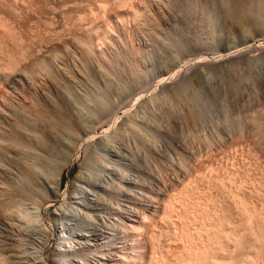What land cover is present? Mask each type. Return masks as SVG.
Listing matches in <instances>:
<instances>
[{"label": "rangeland", "instance_id": "rangeland-1", "mask_svg": "<svg viewBox=\"0 0 264 264\" xmlns=\"http://www.w3.org/2000/svg\"><path fill=\"white\" fill-rule=\"evenodd\" d=\"M144 1L145 0H0V20H1L0 21V101H1L0 104H2V100L3 101L9 100L8 102L9 103L11 102L10 103L11 105H18L19 103L18 106L24 105L26 103L27 106H31V105L32 107L35 106L33 108H36L38 105L40 106L43 104L42 106H45L46 109L49 108L47 110H49L50 112L49 111L46 112V110H44L45 107L40 109L39 106L38 109L36 108L34 110L37 112L38 111L45 112L48 115H53V114L56 115L57 117H54L55 118L54 120L56 122L54 121V123H62L63 121L64 122L66 121L68 122V124L64 122L63 124H65L66 127H69L70 131L73 130L74 125L79 121H80L79 123H82L83 121L85 122L91 120L92 117H88V116L93 115L92 112H94L93 109L95 106L93 107L94 104L90 94L93 93L94 95H96L97 92L98 93L100 92L101 94L97 93V95L100 96L103 93L104 87L102 82L103 80H101V76H100L101 74L100 68H98L99 66L97 64V60L93 56L94 51L89 49L86 50V53L83 51H82L83 53H80L82 49L80 47H82L83 44L82 40L86 38V36H88L89 30L93 29L92 34L93 35L95 34L97 37L98 33L96 32V30H98L101 33L102 30L106 28V26H108L110 27L109 31L110 29L116 31V32L114 31L115 35L116 34L119 35L120 33H122L123 36L126 35L125 32L127 33L128 31L131 30L132 32L131 31L130 33L128 32L127 33L128 36L126 35L124 40L127 39L128 41L129 39H132L134 43L136 42L135 45L140 49H144V50L149 49V48H144L142 46V44L140 43L141 41L137 39V34H135L136 32L133 34V30H134L133 24L135 22V16L136 13L138 12L140 13L142 11L139 10ZM157 1H159V4H161L162 6L161 5H155L154 7L152 6L150 10L148 9L151 12L147 11L148 13L146 12L147 13L145 14L146 16L142 15L143 12L141 13L143 20L144 18H146V20L139 21L141 22V24L139 23L140 26L144 25V27H141L139 29L144 30L146 26H149L148 28L145 29L147 31L144 32L147 35L154 36L155 40L160 44L161 47L163 45L165 47L168 46L166 47L167 49L165 47L164 48L160 47L161 51H160V55L158 54L159 55L158 57L162 58V55L164 54L163 52L167 50L172 53L173 51L178 53L179 59L182 58L180 59V69L182 70H180V72L178 73L179 77L176 75V77L173 80L162 85L159 82L160 79L156 77V75L159 73L158 69L155 66H152L154 65V60L153 59L149 60L146 65V68L152 70L151 72L153 73L155 72V73L154 75L152 73V75L148 77L149 79L146 78L148 79L147 80L148 83L146 84L145 81V84L143 85L146 88L147 86L149 88L151 84L153 90L147 93V96L151 97L152 94L154 96L157 95L158 97L157 96L156 97L159 98L160 100L156 98L155 100L158 101H155V103H153L154 101L150 102L149 104H143V102H138L136 105H134L131 109L132 113L130 115L131 117L129 116V119L132 118L134 119L135 117L134 119L135 121L131 120L132 122H135L134 123L135 125H133L131 121H130L131 123L128 121L127 124L122 125L121 120L122 119L125 120V117L123 112L121 110H118L116 115L117 117H121L120 118L121 120H119L120 123L116 124L117 127L114 126L109 131L110 133L108 132L106 136L102 134V131L100 130L98 131L99 133L98 136H101L99 140L101 143L98 141V147L96 149L97 151L95 150L89 155L88 153L85 154L83 149H80L73 156L71 162L64 167L62 181H61V190L59 191V195H58L59 197L57 196L54 201H52L53 199L51 198L52 200L48 199L49 202L45 201L46 203L44 202V204L39 205V203L36 204L35 202H33L32 199H30L29 202L28 201L29 198L25 200L26 198L24 197L25 199L23 201V197L19 196L18 198H21V200L24 202L20 207L21 209L19 207H16V204L15 206L12 204L9 205V207L13 206V208L16 207V209L17 208L19 209V210L17 209L19 211L17 213L20 214L19 218L22 219L21 221L22 224L20 223L21 224L20 232L23 233V235L20 234L19 238L20 237L22 238L23 245L25 244L24 246H26L24 247L26 254H29L30 251L32 252L34 247L38 249V245L40 243L39 242L40 236L37 235L36 232L33 233V229L35 230L37 228L36 230H39L40 228L43 227L50 231V233L48 234H47L48 230L45 233V236L47 235L50 237V239L49 237L48 238L45 237V239L48 240L47 242L45 240V242L47 245H49L48 248L46 249L47 251H45V255L46 256L51 255L52 249L54 245H56L55 243L57 242V236H58L57 233L58 228L56 222L55 220L52 222V219H55V217L56 219L58 218L60 219L61 217L68 216L70 213H76L74 210H72L75 204L70 203L71 195H74L76 193V191L73 188V183L76 181V178L78 177V175L79 176L83 175L84 178L83 181H85V178L87 179V181H95L96 179H98V175H99L98 172L100 173L101 169L103 168L101 166H103L104 164L106 165L104 161H108L109 158H111V160L113 161L112 162L110 160L112 162L111 163L112 165H117L118 162L121 163V165L118 164L120 166H114V167H119L122 169L124 168V170L132 172L134 176L137 174L139 176L142 175V177H144L147 174L145 178L142 179L144 181L147 180V182L150 180L148 184L149 186L152 187L153 185L150 184H154L155 186L154 188L157 187V184H155L157 182L154 183L153 182L154 180L150 179L152 178V175L150 176L149 174H155V175L158 174V176H160V179H158V183H159L158 186L160 185L161 188L163 187L162 188L163 190L167 186H168L167 188H169L175 184V183L173 184L174 178L176 177H178V179L181 178L179 181L182 183H179L178 181L179 183L178 184L176 182V185L178 187V188L176 187L177 191H174V194L172 193V195L175 196L174 197L175 202L172 201L173 204L168 209L169 212H167L166 214L164 213L162 216L160 215L161 217H159L158 218L159 221H157L158 227L155 226V229H153V231H155V234H157V239L159 238L158 239V243L160 246L159 248L162 249V250L159 249L161 251L159 252L162 255H157L156 257L158 258L159 256V260L156 259V262L153 264H158L157 261L160 262V256L162 257L161 259L162 262H160L161 264H229L230 262H231L230 264H242V263L250 264L252 261L254 262V260L258 264L264 263V255H263L264 249L262 246L264 244V241H262L263 243L260 242L261 241L260 238L264 239L263 238L264 237L263 236L264 235L263 232L264 231V224H263L264 223V131H263L264 130L263 128L264 127V103H263L264 95H262L264 94V92L258 89L260 87L258 84L262 82L264 78V53L261 54L253 53L254 55H256L255 60L253 61L250 60V62L249 59H247L248 57L246 55L245 57L244 55L242 56L239 55L237 57L230 58L229 60L226 61L222 59H216L218 54L225 52L227 48L235 47L237 45H242L243 43L248 41L246 38L247 34L243 32L241 27H237L235 29V27H233L232 25L227 26V22H225L226 20L224 19L223 16L224 10L221 6L212 3L209 7V10L212 15V16L210 15L211 16L210 19H213L215 21L213 22V20H211V22H208V24L207 22L206 23L204 22L203 24V22L201 23L196 19H192L189 17L187 18V16H185L184 13H183L184 15H181L182 11L180 7H178V5L177 7L174 6L173 10L171 11V9H169L168 7L169 6L168 3H171L170 1L173 0H156V2ZM161 1L162 3L166 2L165 4H167L168 6L165 7L167 9L164 7L162 3H160ZM157 6L158 8H156ZM159 6L161 7L159 8ZM134 11L136 13H134ZM173 11L175 14L172 13ZM175 11H178V13ZM148 16H149V20L147 18ZM133 17L134 19H131ZM119 18L123 19L124 20L123 22L125 24L121 20H119ZM108 19L112 21L109 20L110 21L109 22ZM126 20L128 21L127 23L129 24L128 26L126 24ZM107 21L109 24H111L113 28H111V26L107 24ZM111 22H113L114 25H112L113 23ZM121 22L125 26H123ZM195 22L197 26L194 24ZM117 26L119 27L117 28ZM108 27L107 30L105 29L106 31H108ZM128 27L131 28L129 29ZM151 27L152 29L155 28L157 31L156 30L153 31L154 29L153 30L150 29ZM143 30L142 31L139 30V31L143 32ZM172 31L174 34H173V38L170 37L171 38L170 40L169 36H166V34H171ZM155 32H160V33L155 34ZM201 36L203 38H201ZM156 37L158 38L156 39ZM206 40H208L207 41L208 44L206 43ZM170 41L171 43H169ZM100 42L102 41L100 40ZM129 42L131 41L129 40ZM177 42H179L180 45L177 44ZM131 43L133 44V42ZM201 45L203 46L201 47ZM199 46L201 49H199ZM22 48L26 49L27 51L22 50ZM109 49L112 52V54L109 53L110 51L108 52V54L112 56L115 48L113 49V47L111 48L109 46ZM13 54L14 57L8 58L11 57ZM81 54L86 55L85 56L86 58L84 57L85 63H83V55ZM200 56L203 59L206 58L207 63L203 65L202 64L197 65L195 68L194 66L195 61H193V59ZM64 57L65 58L71 57V59L72 60L74 59V61L76 62L77 64L76 69L78 71L74 70L73 75L68 69H66L64 66H61L60 60H62ZM13 58L15 61L12 60ZM8 59L9 60L11 59L13 61L12 63L15 66L13 68L14 70L5 71L6 69H4V67L8 63L9 61ZM80 59L82 60L79 61ZM256 59H258L259 61ZM151 61H152V65H151ZM208 61L210 63H208ZM193 68H195V70H192ZM17 73L23 74L22 77H24L23 78L24 82H21V84L20 83L15 84L13 81L14 76L17 75ZM77 74L78 75L80 74V77L81 76L84 77L85 85H87L88 88H91L92 92L85 91L83 85L80 86L81 84L79 85L77 84L78 83L77 78L74 76V75L77 76ZM67 75L72 77L75 81L73 82L71 80L70 81L68 80L70 88L66 84L67 79H69L67 78ZM130 77L131 76H129L128 74L123 75L122 78L118 76L117 77L113 76L114 87L112 89L111 96L114 102L116 101L120 102L121 100H125L127 96L129 97V95H131L134 92L133 86L131 84L133 81ZM252 81H254V83ZM122 82L124 83V85L125 84L127 85V83L131 85L132 90L131 89L128 90L127 89L128 85L124 86ZM50 84L54 85L53 88H51ZM253 85L257 87H254ZM81 87H83L84 90H81L82 89ZM248 87L249 88L251 87V90L254 92H251V90L249 91ZM119 88L120 90H118ZM252 88L255 90H253ZM66 89L68 90L67 92H69V90L71 89H73L74 91L77 90L79 92L80 89L83 93L86 92L87 93L86 94L81 93L80 100L82 102H79L81 108L80 107H78V109L77 107L74 108L75 106L74 102L72 100H69V98L66 96V101L69 100L68 104L70 106V109L62 110L63 113L62 111L58 112L61 106L60 102H62L58 94L59 92L61 93L62 90L63 92H66ZM259 90L260 93H257L259 92ZM153 91L155 92V94L153 93ZM63 92L62 94L64 95L65 93ZM43 93L47 95L43 96ZM173 95L175 96L173 97ZM181 96H185V97H181ZM35 97H37L38 100H36ZM191 99H192V103H191ZM261 100H263L262 101L263 104L261 103ZM70 101L72 102L70 103ZM184 102L185 103L187 102V105ZM70 104L71 105L73 104L72 105L73 108H71ZM146 105L150 106L148 107L150 109H147ZM188 106H189L188 110H190L191 117L189 115V111L187 110ZM80 112L84 114V117L80 116L78 118V116L81 114ZM187 114H188V118H187ZM194 114L195 115L197 114L195 116L197 117L195 120L192 119L195 118L192 117V115L194 116ZM136 116L140 117L141 119L143 118L144 120H146L145 122L147 123L149 122L152 125V127H150L151 125L150 126L147 125V123L145 122L143 123H145L146 125L141 126L142 124L141 120H139L140 121V125H139V121H138L139 118L137 119ZM63 118L66 120H63ZM81 119L83 120L82 122ZM252 120H254V122ZM136 122L138 123L137 126H136ZM129 123L132 124L131 126H133L132 127L133 130H131V126ZM119 126L121 128H119ZM147 126L150 130L147 128ZM144 127H146L148 133L145 132ZM142 128H144V130H142ZM153 128L155 129L153 130ZM125 130H127V132ZM154 132H156L158 136ZM149 138L152 139V141ZM68 141L70 143L71 140ZM144 141L146 145L144 144ZM110 142L112 143L110 144ZM116 144L117 146H115ZM178 144L181 147H183L185 152L183 150L180 151V149L177 148V146H179ZM150 147H154V148L152 149ZM156 148L158 149L157 152H155ZM133 149L135 152L133 151ZM191 150H194L195 152L194 151L191 152ZM145 151L147 153L149 151V153L147 154ZM170 151L172 152L175 151V152L170 153ZM118 152L120 153V155L122 154L123 156L118 155ZM162 152L164 153L165 156L163 155ZM2 153L4 154L0 156L1 159L0 165L2 164V166L0 167V173L2 172L1 176L3 177V174L5 172L3 168V164L5 163V161L2 158L3 156L7 157L10 152H8L5 149L2 151ZM105 153L106 155H102ZM107 154H110L112 157ZM188 154L190 156H188ZM90 156L91 158H89ZM92 156L95 157V159H92ZM183 156L186 157L184 158ZM86 157L89 158L88 160L89 162L86 160L87 159ZM188 157L191 158L189 159ZM98 160L99 162L101 160L103 164H100ZM189 160L190 161L192 160L191 163ZM83 161L85 163L88 162V164L87 163L85 164ZM114 161H116V163ZM94 162L96 163L98 162L96 165H100V167H97ZM140 162L142 163V165ZM89 163L92 164L90 165ZM82 164L85 165L84 166L85 168H83ZM122 164L125 167H123ZM176 164L177 165L184 164L188 168L185 167L184 165H183L184 167L180 165L181 167L180 168L179 165L177 166ZM128 165L130 167H128ZM86 166H87V170H86ZM108 166L110 167V165ZM133 166L136 168L135 171L134 168H132ZM139 166L142 168H139ZM182 167L185 169L183 170ZM7 168H8L7 174L9 175H7L6 181L5 179L3 180V178L0 176L1 179L3 180L2 181L0 179V192H1L0 198H2L0 200L5 202H7V200H5L6 197L3 195L4 192L7 193L11 190L10 192L15 194L19 192L18 189H21L20 185H22V187L24 186V183L21 182L23 181L21 180L22 177L21 175H19L21 174L20 171L12 166H9ZM99 168L100 170L98 171ZM143 169L145 170L147 169V171L144 172L145 170ZM177 169H179L180 172H182L181 174H179L180 177L179 175L175 176L178 174ZM42 170L44 169L43 168L40 169V171L43 172V175L40 176L41 175L40 174L38 176V181H40L39 183H41L42 185H45L48 182L47 180L49 179L46 175L47 171L44 170L46 172L44 174V171ZM140 170L142 174L141 173L138 174ZM151 170H154L155 173L154 171ZM143 173H145V175H143ZM45 175L47 178H44ZM95 175H97V177ZM86 176L87 177L89 176V178H87ZM147 176H149L150 178H148ZM158 176L156 175V177ZM14 182H16L17 184ZM12 184L14 186L16 185L15 187H17L18 189L16 190V188ZM17 185H19L20 187ZM10 187L12 189L13 188L15 189L12 190ZM94 197L97 198L96 196ZM156 201L154 200L153 203L156 204ZM9 202L10 201H8V203ZM66 202L68 205L65 204L66 207L64 206L62 209H60V211H58L57 208L61 204ZM71 205L73 207H71ZM36 206H41L42 208H38V207L36 208ZM65 208H66V210H64L65 212H68L69 209L71 208L72 211H69L66 214L63 211V209ZM22 209L27 211L24 212ZM35 209L37 212L35 211ZM21 210L25 214L20 213ZM55 211H58L59 215L54 216L53 213ZM21 215H23L25 219ZM25 215L28 216L26 217ZM33 215L35 217L37 215L40 223V224L38 223V225L40 226L32 225L33 222L31 224L32 226L29 225L31 223L29 222V218L30 216L32 217ZM34 216L33 218H35ZM76 217L80 219L79 221L80 223H84L83 218H80V216H76ZM40 218L41 220H43V222L40 221ZM26 221H28L27 222L28 226H26L27 224L25 223H24L25 226L23 224V222ZM97 222L102 223L101 221L98 220ZM261 225L263 227L262 231L261 229H259V227L262 228ZM32 227L34 228L30 229ZM253 230H255V234L259 230L257 232L258 236L254 234V237H250L254 233ZM259 232H261L260 236H259ZM34 234H36L37 236ZM24 235L27 241L23 237ZM246 238H248L247 243H249L250 240L253 242L250 241L251 243L247 245V243L244 242L246 241ZM257 239H259L260 241H258ZM254 241L256 242V244L255 246L251 247L252 245H254L253 244ZM117 245L120 246L122 244L120 243ZM260 246L262 249L259 248ZM118 250H114L112 253L114 255L112 256L116 259L122 252L120 251L121 249ZM2 252L3 251H1V253ZM246 252L248 255L246 254ZM256 252H258L259 255ZM3 254L6 253L3 252ZM150 256H151L150 254L143 255V257L145 258L143 259L145 264L146 263L149 264L155 261L153 260L151 262ZM254 257L257 258L255 259ZM250 259L253 260L251 261ZM257 260H259V262ZM253 262L251 264H254ZM2 264H7L6 260L5 262H2ZM51 264L54 263L51 262Z\"/></svg>", "mask_w": 264, "mask_h": 264}, {"label": "bare ground", "instance_id": "bare-ground-1", "mask_svg": "<svg viewBox=\"0 0 264 264\" xmlns=\"http://www.w3.org/2000/svg\"><path fill=\"white\" fill-rule=\"evenodd\" d=\"M155 2H156V0H145L143 2L142 6L140 7V10L138 9L139 11H141V10L142 11L140 13L138 12L139 14L135 12L136 10L134 11V13H136V16H135V22L133 24L134 25L133 34L136 32L135 34H137V39H139V41H141L140 43L142 44V46L144 48H149V49H146V50L140 49L139 47H137L135 45L136 42L134 43V41H132V39H129V40L131 42H133V44L131 42H129V40L127 41V39L124 40V38L126 37L127 33L128 32L130 33L131 30L128 31L126 29L128 32L127 33L125 32L126 35H123L124 36L123 37L122 33H120L119 35H117V34L115 35V33H114L115 30H113V29H110V31H109L110 27H108V26H106V28H104V29L102 28L103 30L101 29L102 30L101 33L98 30H96V32L98 33L97 37H96L95 34L94 35L92 34L93 29L89 30L88 31L89 32L88 36H86V38H84L82 40L83 44H82V47H80V48H82L80 53H83V52L86 53V50H89V49L94 51V55L93 56L97 60V64L99 66L98 68H100V72H101L100 76H101V80H103L102 82H103V87H104L102 95H100V96L97 95V93H98L97 91H94V92H97L96 95H94L93 93L90 94V96H91V98L93 100V104H94L93 107L95 106L94 109H93L94 112H92L93 115L92 116H88L87 115L88 117H92L91 120L84 122L83 121L84 118H83V120L81 119V122L82 121L83 122L79 123L80 122L79 121L78 123H76L77 125L75 124L74 127H73V130L70 131V128L66 127L65 124H63L64 121L62 123H54V121H55L54 117H57L56 115H54V114L53 115H48L45 112H39V111L37 112V111H35L34 109H36V108L38 109L40 107V109H42V108L45 107V106H42L43 104L39 106L38 104L40 102L37 104L39 107L37 106L36 108H33L35 106H33V107H32V105L31 106H27L26 103L24 105H21V106H18L19 103H18V105H11L10 104L11 102L10 103L8 102L9 100L8 101H5V100L3 101L1 99L2 100V104H0V152H1L0 156H2V154H4V153H2V151L5 150V149L8 152H10L9 153L10 155L8 154V156H9V157L7 156L8 158L5 157V156H3V158H2L5 161V163L3 164V168H4L5 172L3 171L4 172L3 177L1 176L2 172L0 173V176L3 178V180L5 179V181H6V177H7V175H9V174H7V170H8L7 167L12 166L15 169L17 168L20 171V173H21L19 175H21V177H22L21 180H23V181H21V180L20 181L22 183H24V186L22 187V185H20L21 189H18L17 187H15L16 185L14 186L12 184L16 188V190L18 189L19 192L15 193V194L10 192L11 190L9 192H7V193L4 192L5 194L3 193V195L6 197L5 200H7V202L0 200V262H1L0 264H2V262H5V260H6L7 264H51V262L54 263V264H145V262L143 261V259H145L143 257L144 254L145 255L146 254H150L151 255L150 256L151 262L153 260H155V261L152 262V263H149V264H153V263L156 262V259L159 260V256H158V258L156 256L157 255H162V254H160V252H161L160 250H162V249L159 248L160 246H159V243H158V239L159 238L157 239V234H155V231H153V229H155V226L158 225V223H157V221H159L158 218L161 217L164 213L166 214L167 212H169L168 209L173 204L172 201H174V197L175 196L172 195V193L174 194V191H177L178 187L176 185V182L178 183V181L181 179V178L178 179V177L174 178L175 181L172 178L173 179V184L175 183L174 185H172L169 188H167L168 187L167 186L163 190L162 189L163 187L161 188L160 185H159L160 187L158 186V184H159L158 183V179H160V176H158V174H156L159 177L158 178V177H156L155 174H149L150 176L152 175V178H150L149 176H147V177L152 179V180H154L153 181L154 183L157 182L155 184H157V187H159V188H157V187L154 188L155 187L154 184H150V185H153V187L149 186L148 182L150 180L147 182V180L144 181L142 179V178H145V176L147 174L145 175V173H143V175H145L144 177H142V175H140L141 176L140 177L137 174H136L137 176L136 175L134 176V174L132 172L124 170V168L122 169V168H119V167H114V166H120L121 163L118 162L117 165H112L111 163L113 161L111 160V158H109L108 161H104V159H103V161H104V163H106V165L104 164L103 166H101L103 168L101 169L100 173L98 172L99 175L97 174L98 175V179H96V180L94 179L95 181H87V179L85 178V181H83V179H84L83 175H80V176L78 175V177L76 178V181L73 183V188L76 191V193L75 194L73 193L74 195H71L70 203L75 204L74 207L71 205V207H73V209L72 208L71 209L74 210L76 213H70L68 216H65V217H61L60 216L61 217L60 219L59 218L56 219V217H55V219H52L50 217L52 219V222L55 220L57 228H58V231H57V233H58L57 242L55 243L56 245H54L50 256H46L45 255V251H47L46 249L49 246V245L46 244V242L48 240H46L45 237L48 238L49 236H47V235L45 236V233L47 232L48 229L43 228V227L40 228L39 230H36L37 229L36 227H35L36 228L35 230L33 229L34 227L30 228V229H33V233L36 232V234L40 236V238L38 237L39 240H40L39 241L40 243L38 245V249L36 247H34L33 251L32 252L30 251L31 253L29 252V254H26V251L24 250V247H26V246H24L25 244L23 245L22 238L20 237L21 240L19 238L20 234L23 235V233L20 232V230H21L20 225L22 224L21 223L22 219L19 218L20 214L17 213V212H19L18 211L19 209L18 208H17L18 210L16 209V207H19V208L21 207V205L24 203L23 201H24L25 198H26L25 200H27L29 198V200H28L29 202H30V199H32L33 202H35L36 204L39 203V205L44 204L45 201H48V199L50 200L51 198L53 199V200L52 199L51 200L54 201L56 199V197L59 195V191L61 190V181H62V175H63L64 167L67 166L71 162L73 156L80 149H83L85 154L88 153L89 155L93 151H95L97 149L98 141L100 140V137H101V136H98L99 135L98 131L99 130L102 131V134L104 136H106V134L114 126L117 127V125H116L117 123H120L119 120H121L120 119L121 117H117V115H116L118 110H121L123 112V114H124L125 120L122 119L121 123H122V125H125V124H127L128 121L129 122L131 120L135 121L134 120L135 117H134V119L133 118L129 119V116L132 113V111H131L132 107L134 105H136L138 102H143V104H149L152 101H154L153 103H155V101L160 100L159 98H157L158 97L157 95H156L157 97L154 96L153 94L151 95V97L147 96V93H149L151 90H153L150 83H149L150 84L149 88H148V86L146 88L143 85V84H145V81H146V84L148 83V81H147L149 79L148 77L150 75H152V73H153V72H151L152 70H149V69L146 68V65H147L149 60H152V59L154 60V65H152V61H151V65L155 66L158 69V72H159L157 74L158 76L156 74L155 75H156L157 78L160 79L159 82L162 85L165 84V83L170 82L171 80H173L176 77V75L179 77L178 73L180 72V70H182V69H180V59H182V58L179 59L178 53H176L174 51L172 53V52L167 50V51L163 52L164 54L162 55V58L158 57L160 55L161 48L162 47L164 48L165 46L163 45L161 47L160 44L155 40L154 36L147 35L144 32V31H147L145 29L149 27V26H146L147 22L145 23L146 27L144 28V30L143 29H139L141 27H144V25L140 26L141 22H139V21L140 20H142V21L146 20V18H144V20H143V17L141 16V13L143 12L142 15H145V14L148 13L147 11H149L150 8H152V6L154 7L155 5H161V4H159V1H157L156 3ZM170 2L171 3H168L169 6L167 4H165L166 2L162 3V1H161L160 3H162L164 5V7L168 6L169 9H171V11L173 10L174 6L177 7V5H178V7H180V9L182 11L181 15L185 14V16H187V18L189 17V18H192V19H196V20H198L201 23L203 22V24H204V22L205 23L207 22V24H208V22H211V20H213V19H210L212 15H211V12L209 10V7H210V5L212 3H215V4H217V5H219V6H221L223 8V10H224V12H223L224 15L223 16H224V19L226 20L225 22H227V26L228 25H232L233 27H235V29L237 27H241L243 32H245L247 34V36H246V38L248 40L247 42L243 43L242 45H237L235 47H230L229 46L230 48H227L225 50V52H223L221 54H218L216 59H222V60L226 61V60H229L230 58L237 57L239 55H241V56L244 55V57L246 55L248 57L247 59H249V62H250V60H252V61L255 60V56L256 55H254L253 53H257V54L264 53V0H173V1H170ZM161 6H159V8ZM156 8H158V6ZM174 10H175V8H174ZM171 11H170V13H171ZM149 12H151V11H149ZM175 12L178 13V11H175ZM172 13L175 14L174 11ZM141 17H142V19H141ZM120 18H119V20H121L123 22L124 20L120 19ZM123 18H125V17H123ZM147 18L149 20V16ZM131 19H134V17L131 18ZM109 20L110 19H108V21ZM108 21H107V24H109ZM110 21H112V20H110ZM198 21H196V22H198ZM214 21L215 20H213V22ZM113 22H111V23H113ZM122 22H121V24H122ZM196 22L194 23L195 25H196ZM127 23H128V21L126 20V24ZM212 23H210V24H212ZM112 25H114V23ZM128 25L129 24H127V26ZM109 26H111V24H109ZM123 26H125V25H123ZM155 26H152V27H155ZM107 27H108L109 33H108V31H106ZM118 27L119 26H117V28ZM152 27L150 29H152ZM111 28H113V27L111 26ZM158 28H160V27H158ZM115 29H116V26H115ZM123 29H125V28H123ZM153 29H152L153 31L156 30L155 28H153ZM238 29H240V28H238ZM121 30H122V28H121ZM139 30H141V31L143 30V32H141ZM158 30H161V29H158ZM160 32H155V34L156 33H160ZM163 32H164V30H163ZM123 33H124V31H123ZM165 33H167V32H165ZM173 34L174 33L172 31L171 34H166V36H169V38L170 37L173 38ZM133 36H135V35H133ZM122 37H123V39H122ZM157 38L158 37H156V39ZM171 38H170V40H171ZM201 38H203V37L201 36ZM162 39H163V37H162ZM100 40L103 42V44H102V42H100ZM134 40H135V38H134ZM208 40H206L207 44H208V42H207ZM211 42H212V40H211ZM163 43H164V41H163ZM169 43H171V41ZM206 43H204V44H206ZM177 44H179V42H177ZM109 46L111 48L113 47V49L115 48L114 51H113V55L112 56L110 55V54H112V52L110 51ZM202 46L203 45H201V47ZM166 47H168V46H166ZM199 49H201L200 46H199ZM22 50H26V49L22 48ZM78 50H80V49H78ZM108 52L110 54H108ZM14 54H15V52H14ZM14 54L11 57H8V58L14 57ZM81 55H83V54H81ZM8 56H9V54H8ZM85 56L86 55H83V63H85V61H84V57ZM5 57H6V55H5ZM64 58L62 60H60L61 66H64L73 75L74 74L73 71L77 70L76 69V65H77L76 62L74 61V59L72 60L71 57L65 58V59ZM195 59H193V61H195V64H194L195 68H196L197 65H201V64L203 65V64L207 63L206 58L203 59L201 56L197 57ZM12 60H14V58ZM12 60L10 59L6 65L4 64L5 65L4 69H6L5 71L14 70L13 68L15 66L12 63L13 62ZM81 60L82 59H80L79 61H81ZM256 60H258V59H256ZM259 60H260V58H259ZM54 61H55V59H54ZM245 61H246V59H245ZM4 63H6V62H4ZM86 63H87V61H86ZM95 63H96V61H95ZM208 63H210V62L208 61ZM192 66H191V68H192ZM81 67H83V66H81ZM84 68H85V66H84ZM195 68H193L192 70H195ZM154 73H153V75H154ZM126 74L131 76L130 78L133 81L131 84L133 86L134 92L131 95H129L130 93L127 94V95H129V97L127 96V98L125 100H121L120 102H117L115 100L116 102H114L112 100V96H111L112 95V89L114 87L113 86L114 85L113 84V76H116V77L118 76V77L122 78V76L126 75ZM22 76H23V74H21V73L18 74L17 73V75H15L14 79H13L14 83L15 84H19V83L21 84V82H24L23 81L24 77H22ZM74 76L77 78V82H78L77 84L78 85L81 84L80 86L83 85L85 91L92 92L91 88H88L87 85H85L84 77H82V76L80 77V74L79 75L77 74V76L76 75H74ZM153 77H155V76H153ZM67 78H69L66 81V84L68 86H69L68 80L69 81L71 80V81L75 82L74 79L72 77L68 76V75H67ZM146 78H148V79H146ZM128 80H129V78H128ZM153 80H155V79H153ZM263 81H264V78H263ZM263 81L258 84L260 86L258 89H260L262 92H264V82ZM252 82L254 83V81H252ZM62 84H64V83H62ZM50 85H51V88H53L54 85H52V84H50ZM123 85H124V83H123ZM127 85L129 86V88H128ZM127 85L125 84L124 86H127L128 90L131 89V85H129L128 83H127ZM68 86H66V87H68ZM254 87H257V86H254ZM69 88H70V86H69ZM81 88H82L81 90H84L83 87H81ZM121 88H123V87H121ZM248 89L250 91L251 87L250 88L248 87ZM258 89H257V91H258ZM71 90H73V89H71ZM71 90H69V92H67L68 91L67 89H66V92H63V90H62V92L65 93L64 95L62 94V92L61 93L59 92L58 96L61 98L62 102H60L61 106H60L58 112H60L62 110L70 109V106L68 104L69 100H72L74 102V104H75L74 108L77 107V109H78V107H80L79 102H82L80 99H81V93H83V92L80 89H79V92L77 90H75V91L73 90L74 92L71 91ZM118 90H120V88ZM253 90H255V89H253ZM260 90H259V92H257V91L256 92L260 93ZM251 92H254V91L251 90ZM21 93H23V92H21ZM86 93H83V94H86ZM153 93L155 94L154 91H153ZM166 93H167V91H166ZM172 93H174V92H172ZM83 94H82V96H83ZM98 94H101V93L99 92ZM45 95H47V94L43 93V96H45ZM262 95H264V94H262ZM41 96H42V94H41ZM48 96H49V94H48ZM66 96L69 98V100H67V101H66ZM84 96H86V95H84ZM174 96L175 95H173V97ZM181 97H185V96H181ZM35 98H36V100H38L37 97H35ZM156 98L158 100H155ZM263 98H261V99H263ZM72 101H70V103ZM262 101L263 100H261V103H262ZM0 103H1V101H0ZM191 103H192V99H191ZM185 104L187 105V102ZM33 105H35V104H33ZM72 105H71V108H73ZM146 106H147V109H150V108H148L150 106H148V105H146ZM191 107H194V106H191ZM47 109H49V108H47ZM47 109H46V107L44 108V110H46V112L49 111ZM85 109H87V108H85ZM188 109H189V106L187 107V110ZM69 111H71V110H69ZM188 111H189V115H190V110H188ZM74 112H75V110H74ZM56 113H57V111H56ZM62 113H63V111H62ZM80 113L81 114L78 116V118L80 116L84 117V114H82V112H80ZM178 113H179V111H178ZM71 115H72V113H71ZM132 115H134V114H132ZM196 115L194 114V116L192 115V117H195ZM58 116H59V114H58ZM136 117H137V119L139 118L138 121L139 120L142 121L143 125L141 124V126H145L146 125L145 124V123H147V122H145L146 120H144L143 118L141 119L138 116H136ZM142 117H144V116H142ZM190 117H191V115H190ZM59 118H61V117H59ZM187 118H188V114H187ZM196 118L197 117L192 118V119L195 120ZM57 120H58V118H57ZM63 120H66V119L63 118ZM252 121L254 122V120H252ZM259 121H260V118H259ZM137 122H136V126L138 125ZM143 122H145V123H143ZM64 123L68 124V122H66V121ZM132 123H133V125H135L134 124L135 122H132ZM148 123H147V125L150 126L151 124L150 123L148 124ZM128 125H127V127H128ZM131 125L132 124H130V126ZM139 125H140V121H139ZM250 126H251V124H250ZM132 127L133 126H131V130H133ZM150 127H152V125ZM68 128H69V130H68ZM119 128H121V127L119 126ZM144 128H145V132H147L146 127H144ZM144 128H142V130H144ZM147 128H148V126H147ZM138 129H139V126H138ZM154 129L155 128H153V130ZM127 130H125V131L127 132ZM137 131H139V130H137ZM180 132H182V131H180ZM154 133L156 134V132H154ZM257 135H258V133H257ZM115 138H117V137H115ZM144 139H145V137H144ZM68 140H71L70 143H69ZM141 140H142V138H141ZM150 140L152 141V139H150ZM171 140H172V138H171ZM111 143L112 142H110V144ZM141 143H142V141H141ZM144 144H145V141H144ZM171 144H172V142H171ZM153 145H156V144H153ZM115 146H117V144ZM171 146H173V145H171ZM3 147H4V149H3ZM102 147H104V146H102ZM123 147H125V146H123ZM168 147H169V145H168ZM150 148L153 149L154 147H150ZM157 148H156L155 152H157V150L159 149V148L158 149ZM177 148L180 149V151L183 150L185 152L183 147H181L180 145L177 146ZM98 149H100V148H98ZM133 151H134V149H133ZM175 151H176V149H175ZM175 151H173V152H175ZM192 151H194V150H191V152ZM171 152L172 151H170V153ZM178 152H179V150H178ZM194 152H193V154H194ZM107 153H109V152H107ZM148 153H149V151H148ZM150 153H152V152H150ZM85 154H84V157H85ZM110 154H107V155H110ZM97 155H98V153H97ZM102 155H106V153L102 154ZM115 155H113V156H115ZM118 155H120L119 152H118ZM163 155H164V153H163ZM182 155H183V153H182ZM120 156H123V155L121 154ZM188 156H190V155L188 154ZM105 157H107V156H105ZM86 158L85 159L88 161L89 158H91V156L89 158L88 157H86ZM102 158H103V156H102ZM92 159H95V157L92 156ZM92 159H90V160H92ZM176 159H177V157H176ZM179 159H181V158H179ZM101 160H100V162L98 160V162L100 164H103V162ZM185 160H184V162H185ZM191 161H190V163H191ZM88 162H86V163L88 164ZM114 162L116 163V161H114ZM160 162H161V160H160ZM163 162H165V161H163ZM92 163H89V164L91 165ZM94 163H95V165L97 164L96 162H94ZM180 163H181V161H180ZM118 164H120V165H118ZM95 165H93V166H95ZM108 165H110V167ZM141 165H142V163H141ZM180 165H179V167H180ZM183 165H181V166H183ZM1 166H2V164L0 165V167ZM82 166H83V168H85L84 167L85 165L82 164ZM96 166L100 167V165H96ZM40 167L47 171V173H46L44 170H42V171H44V174L46 173V175H47V177L49 179V180L46 179L48 182L46 181L47 183L46 184L44 183L45 185H42L41 183H39L40 181H38V176L40 174H41L40 176L43 175V172L40 171V169H41ZM123 167H125V166L123 165ZM128 167H130V166L128 165ZM136 167H137V165H136ZM185 167H187V166H185ZM132 168H134V171H135L136 168L134 166ZM139 168H142V167L139 166ZM126 169H127V167H126ZM184 169L185 168H183V170ZM190 169H191V167H190ZM86 170H87V166H86ZM99 170H100V168L98 169V171ZM143 170H145V169H143ZM177 170H178V172H177L178 174L175 175V176H178L179 174L182 173V172H180L179 169H177ZM146 171H147V169L144 172H146ZM151 171H154V170H151ZM140 173H141V170L138 172V174H140ZM150 173H152V172H150ZM154 173H155V171H154ZM15 174H18V173H15ZM94 174H95V172H94ZM175 174H176V172H175ZM46 175L44 176V178H47ZM97 175H95V176L97 177ZM159 175H160V173H159ZM171 176H173V175H171ZM1 177H0V179H1ZM179 177H180V175H179ZM87 178H89V176ZM182 179H184V178H182ZM39 180H41V179H39ZM17 181H19V180H17ZM14 183H16V182H14ZM179 183H182V182L179 181ZM17 186H19V185H17ZM15 188H13V189H15ZM19 196L23 197V201L21 200V198H18ZM94 196H96L97 198H95ZM0 199H2V198H0ZM154 200L155 201L157 200L156 204L153 203ZM8 201H10V202L8 203ZM10 204H12L14 206L16 204V207H14L15 209L13 208V206L9 207ZM31 204H32V201H31ZM65 204H67V202L61 204L57 208V210L60 211V209H62L65 206ZM69 206H70V204H69ZM30 207H32V206H30ZM37 207L38 208H42L41 206H36V208ZM71 209H69V211H72ZM22 210H21L20 213H23ZM64 210H66V208L63 209V211ZM23 211L26 212L27 210L26 211L23 210ZM35 211H36V209H35ZM58 211H55L54 213L52 212L53 215L54 216L59 215ZM67 211H68V209H67ZM68 212H65V213L67 214ZM251 212H253V211H251ZM34 213H32V214H34ZM23 214H25V213H23ZM37 215H36V217H37ZM254 215H255V213H254ZM21 216H23V215H21ZM33 216L32 217L30 216V218H29V222H31L29 225H31L32 222H33L32 225L40 226V225H38V223H39L38 217L36 218L34 216L35 218H33ZM76 216H80V218H83L84 223H80L79 222L80 219L78 217H76ZM23 218H24V216H23ZM163 218H161V219H163ZM24 219H23V221H24ZM97 220L101 221L102 223L97 222ZM40 221L43 222V220H41V218H40ZM261 221H262V219H261ZM27 222L28 221L23 222V224L25 223V224H27L26 226H28ZM44 222H45V220H44ZM249 223H251V222H249ZM25 224H24V226H25ZM258 225H260V224H258ZM261 227H262V225H261ZM26 229H25V231H26ZM259 229H261V231H262L263 227L262 228L259 227ZM255 230H253V232H254L252 234L253 236L251 235L250 237H254ZM22 232H23V229H22ZM257 232H256L255 235H257ZM263 232H262V234H263ZM48 233H50L49 230H48L47 234ZM260 233L261 232H259V236H260ZM26 234H27V232H26ZM36 234H34V235H36ZM25 235L23 236L24 238H25ZM53 236H54V233H53ZM176 236H178V235H176ZM250 237H248V238H250ZM248 238H246V241H244L245 243H247V239ZM49 239H50V237H49ZM25 240H26V238H25ZM45 240H46V242H45ZM257 240L258 241L261 240L260 242L264 241V239H262V238H260V240L259 239H257ZM250 241H249V243L253 242V241H251V242ZM120 243L122 245L118 246L117 244H120ZM249 243H247V245ZM253 244L254 245H252L251 247L255 246L256 242L254 241ZM239 246H240V244H239ZM262 246H263V249H264V244ZM259 248H261V246ZM118 249H121L120 251H122V252L119 255L120 257L118 256L117 259H116V258L113 257L114 255L112 253H113L114 250H118ZM251 249H253V248H251ZM248 250H249V248H248ZM1 251H3L6 254H3V252L1 253ZM247 252H249V251H247ZM247 252H246V254H247ZM258 252H256V253L258 254ZM231 254H233V253H231ZM4 255H7V256H4ZM3 259H4V261H3ZM161 259H162V257L160 256V262H162ZM258 259H259V256H258ZM105 261H107V262H105ZM257 261L259 262V260H257ZM157 262H158V264L160 263L159 261H157ZM253 263L255 264L256 261L254 260ZM256 264H258V263H256Z\"/></svg>", "mask_w": 264, "mask_h": 264}]
</instances>
